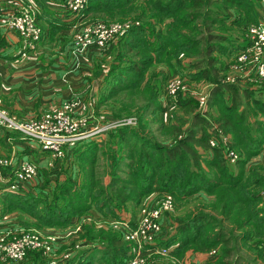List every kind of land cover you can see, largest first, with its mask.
<instances>
[{"label": "trees", "instance_id": "obj_1", "mask_svg": "<svg viewBox=\"0 0 264 264\" xmlns=\"http://www.w3.org/2000/svg\"><path fill=\"white\" fill-rule=\"evenodd\" d=\"M97 9H109L113 19L124 20L126 16L120 14L137 13L134 15L137 20L148 17L152 21L147 25L149 32L141 26H134L119 36L116 43L119 48L111 51V61H107L110 70L104 78L103 88L108 84H120L108 86V89L114 87L115 91L99 98V105L105 106L110 101L109 108L115 112L113 109L116 108L111 103L117 102L118 115L121 112L123 115L143 112L153 115L155 112L161 114L169 111L174 121L168 122L165 132H162L165 125L147 127L152 121L146 117L139 119L141 126H146L141 132L134 129V134L129 136L120 129L111 131V136L117 138V149L126 148L125 156L115 150L107 154L102 148L103 144L92 149L82 163L83 169H86L84 190L75 193L66 184L60 187L55 197L65 199L67 204L59 208L57 201L51 202L46 212L59 211V219L56 221V216L48 214L49 222L64 228L69 219L63 216L62 211H66L67 206L70 214L85 213L89 208L107 214L108 199H100L104 190L100 176L95 174H104L109 166L113 171L109 194L116 193L121 204H126L131 198L140 202L149 192L172 195L174 208L183 211L174 218L180 232H185L172 251L175 258H181L189 249L200 252L216 249L217 258L206 264H239L240 261L246 264L264 263V215H259L260 210L264 209L257 206L262 201L259 200L260 192L264 190V164L252 165L249 169L246 166L249 158L264 146V128L257 120H251L252 116H258L257 111L264 114V102L254 97L256 99L252 103L255 108L249 106V93L244 92L241 96L235 84L222 82L229 64H222L219 60L220 55L228 57L232 54L222 51L227 41L224 34L233 31L234 27L244 31L253 22L247 15L243 22H227L229 10H234L236 14H248L249 4L245 0H89L86 12ZM165 36H168V40ZM182 59L189 60L184 67L186 72L182 74L187 75L190 81L211 84L207 109L204 111L200 110L195 99L178 98L171 103L166 94L158 91V83L176 74L177 70L172 65ZM158 67L162 70H158ZM165 67L171 68L170 71H164ZM225 92L230 94L229 101L223 97ZM160 96L164 97L163 103L159 101ZM166 97L169 98L167 102ZM243 99L248 110L245 108L241 111ZM175 108L180 110L182 116L171 114L170 110ZM214 122L221 131L232 136L229 147L237 153L235 162L241 167L238 172L233 173L228 169L222 146L209 144L215 131L212 129ZM185 125L186 130L183 128ZM156 131L159 133L157 139L151 138L150 135ZM254 131L258 132L255 136ZM93 158L99 160L94 163L91 161ZM101 158L108 163H101ZM142 159L145 165L134 170L136 163ZM100 163L102 172L96 170ZM205 165L211 169L205 172ZM117 173L131 177L138 174L137 179L144 185L134 188L127 180V184L121 186ZM256 177L258 180L253 182ZM178 182L184 185V190L175 195L174 188ZM9 194L0 196L5 212L13 209L21 213L30 212L44 201L33 198L31 203H14ZM91 231L95 232L92 226H83L78 234L97 238L101 243L110 245L113 253L108 255V261L122 264L127 245L119 235L112 230L98 229L96 234H91ZM75 259L62 261L66 262L63 264H94L93 261L76 262Z\"/></svg>", "mask_w": 264, "mask_h": 264}, {"label": "crops", "instance_id": "obj_2", "mask_svg": "<svg viewBox=\"0 0 264 264\" xmlns=\"http://www.w3.org/2000/svg\"><path fill=\"white\" fill-rule=\"evenodd\" d=\"M33 1L35 7L39 10V26L41 28V37L37 44L29 46L17 32L0 27V110L13 115L19 121H26L37 118L44 112L59 107L66 100L75 99L79 101L80 105V108L76 112V117H85L88 122L86 127H89L91 118L93 121L91 124L95 123V126L98 125L96 124L98 120L102 121V124H107L100 114L104 106L99 105L98 100H93V96L99 94L103 80L108 75L110 67H108L107 61H111L109 55L112 47L116 45L117 39L107 43L103 50L91 47L83 53H76L71 42L74 32L78 30L80 23L77 20L78 18L68 11L64 0ZM239 1L242 2V0ZM245 2L249 4V13L236 14L234 10H229L227 22H243L246 15L253 22H250L244 31H241L240 27H234L233 31L224 34L227 41L224 43L222 51H229L232 54L228 57L224 55L222 59L219 56V60L222 64H229L222 82L228 85L235 84L241 96H243L244 92L249 93V106L254 107V103H252V100L256 99L254 97H258L259 100L264 102V81L253 75H248L246 68L235 69L232 59L238 51L249 45L250 37L248 30L252 24H257L261 17L264 16V0H245ZM15 8L14 2L0 0V10L2 13L10 12ZM61 37L64 39L61 40ZM185 60L189 61L188 59ZM163 69L167 71L166 68ZM192 82L198 83L197 85L202 87L199 90L196 88L198 94L208 98L211 84L205 81ZM223 97L227 101L230 100V94L227 92L223 94ZM180 98L198 100L197 97L190 93L188 96ZM159 101L163 103L164 97L160 96ZM241 104L240 110L242 111L246 108L244 106L246 105L245 99H243ZM201 109L203 111L207 109V100L204 106L201 105ZM246 109L248 110V108ZM256 115L258 116H252L251 120H257L261 124V127L264 128V114L257 111ZM212 125V129H215V131L211 138H219L222 135L226 136L231 142V134L221 131L215 122ZM183 128L186 130V125ZM12 133L13 131L5 130L0 125V155L8 157L13 162H16V160L30 161L36 168V175L28 180H16L11 176V167L0 169V196L1 194L10 193L9 198L14 203H22L23 201L24 203H31V199L33 198L40 202L44 200L39 204L37 203L39 207L46 204L47 197L45 196L49 195L47 193L48 190L54 187V189L57 188L56 190H58L57 186L60 188L66 184L75 193H80L81 190H84L86 169H83L82 163L85 156L90 155L89 153L96 146L101 147L103 144L101 138H96L94 137L95 135L90 136L80 140L73 147H69L68 150L65 148L68 152L71 151L69 153L66 152L64 158L63 155L61 157H54L49 151L34 149L31 147V144L30 146L27 145L28 143L21 138L19 132L18 138L17 136L11 137L9 134ZM256 134L258 132L254 131V136ZM223 153L227 159L224 148ZM98 160L93 158L91 161H95L94 163H96ZM101 161L104 164L108 163V161H104V158H101ZM257 163L264 164V146L249 158L246 166ZM11 183L17 185L16 190L10 191L7 189ZM39 194H42V198H39ZM156 196V192H149L146 199H148L150 204H153L157 200ZM65 202V199H59V208L64 207L67 204ZM1 205H3L2 202H0V229H19V226H21L19 224H22L21 219L25 218V213L18 212L17 209L5 212ZM258 207L264 209V206L261 207L260 204ZM69 210L70 208L67 206V210L62 211L63 216L69 219V226L78 225L80 228L76 231V235L64 236L65 233L59 235L61 237L59 246L69 245L68 243L72 246L73 244L71 249L60 250L59 255L70 253L71 258H76V262L81 260L85 262L93 261L94 264H111L108 261L109 259H107L108 255L113 253L110 245L101 243L97 238L81 237L80 233L78 234L83 226H92L95 232L91 231V234H96L98 229H103L104 231L112 230L125 242L127 248L123 251V256L125 255V257H123L122 264L133 256L135 247L123 239L118 228L124 222L134 225L136 217L123 214L124 216H121L120 221H117L109 217L105 212L94 208H89L85 213L74 212L70 214L68 213ZM165 214L167 212L161 218L162 232L156 244L145 247L142 250V254L147 257L148 261L150 259V264H206L217 258L218 253L216 249L213 250L214 253L212 254H209L210 251L200 252L189 249L185 251L181 258H175L172 255V251L178 246L179 241L168 238L165 242L164 227L166 226L163 219ZM80 215L82 223L80 222L81 218L78 220ZM259 215H264V211L260 210ZM113 225L116 226L114 227ZM248 229L249 231L251 230L250 227ZM64 230L59 229V232H63ZM159 248H167L169 253L166 255L161 254ZM32 253L21 263L0 261V264H43L37 258L41 254ZM160 255L169 256V258H164L162 261L156 260ZM67 260L69 259L65 261ZM63 263L66 262L62 261L61 264ZM239 264L246 263L240 261Z\"/></svg>", "mask_w": 264, "mask_h": 264}, {"label": "built area", "instance_id": "obj_3", "mask_svg": "<svg viewBox=\"0 0 264 264\" xmlns=\"http://www.w3.org/2000/svg\"><path fill=\"white\" fill-rule=\"evenodd\" d=\"M9 1L14 2L16 8L4 13L0 10V27L17 32L29 46L37 44L41 37V28L39 26V10L35 7L34 1ZM88 2L89 0H64L68 11L77 17L80 23L71 42L76 53H83L91 47L103 50L111 40L117 39L134 27L133 24L127 22L115 23L100 19L82 21L81 16L85 13ZM248 31L250 43L234 55V68H246L248 75H253L264 81V16L257 24H252ZM22 54L24 53L22 52ZM184 80L185 78L179 74L170 76L166 84L167 94L172 97L178 93H187L189 88ZM189 93L197 97L202 106L205 105L206 96L198 94L196 90ZM79 106L78 100H66L59 107L26 121H19L13 115L0 110V125L5 130L19 132L28 146L31 144L34 149L49 151L54 157H61L65 147H72L80 140L95 133L118 126V122L113 121L96 125L88 130L85 127L87 119L83 116L76 117ZM229 143L228 138L222 135L209 140L211 146H222L226 150L227 158L234 162L237 160V153L229 147ZM6 167H11V176L16 180H28L36 175V168L30 161L16 160L13 162L8 157L0 155V169ZM7 189L14 191L17 189V185L11 183ZM173 201L172 195L164 194L153 204L149 203L141 208L134 225L125 222L121 224L118 228L121 236L135 247L133 256L123 264H149L147 257L142 254V250L156 244L162 232L161 218L164 213L173 208ZM79 228L77 226L76 230ZM76 230H72L73 233ZM68 234L67 236L71 235V230H68ZM60 238L59 236V240ZM56 241L57 237L54 235L44 236L38 232L23 231V228L0 229V261L19 262L24 260L31 251H37L49 257L53 254V245ZM159 252L166 255L169 250L159 248ZM212 253H214L213 250L209 252V254ZM70 257V253H63L59 256V262L60 259L66 260Z\"/></svg>", "mask_w": 264, "mask_h": 264}, {"label": "rangeland", "instance_id": "obj_4", "mask_svg": "<svg viewBox=\"0 0 264 264\" xmlns=\"http://www.w3.org/2000/svg\"><path fill=\"white\" fill-rule=\"evenodd\" d=\"M149 9H150V7H148V10ZM110 14L111 13H110L109 9H103V10L97 9V10H93V11L89 10L88 12L85 11V13H83V15L81 16V18H82L81 20L85 21V20H88V19H100V20H104V21H107V22H115V23L127 22V23H130V24H133V26H141L144 29V31H147V32L150 31V29H149V27L147 25L150 24L152 21H150V19H147L148 17H146L145 19L137 20L135 18V16H134L137 13H135L133 15H131V14H127V15L120 14V16H126V18L124 20H118V19H113V17H111ZM147 14L150 17V12H148ZM118 38H117V40H118ZM63 39L64 38L61 37V40H63ZM165 39L168 40V36H165ZM116 47H117V44L112 47V52L114 51V49ZM117 48H119V47H117ZM158 50L161 51V48H159ZM111 53L109 55L110 58H111ZM153 56L154 57L156 56L155 53H154ZM220 58L221 59L224 58V55H220ZM232 60H233V63H234V58ZM187 62H188L187 60L182 59L181 61H179L177 63H173L174 65H172V67L177 70L176 74H179L180 76L185 78L184 82H186L188 84V88H189L187 93H183V94L182 93H178L177 95L172 96V97L169 96L167 94V86H166L167 79L160 81V83H158V85H157L158 86V91L160 93L166 94L170 98L169 101L171 103H173L172 101H174V99H178V98H180L182 96H188L190 91L197 90V89L199 90L200 88H202L201 86L197 85L198 83L196 84V83L190 81L191 79H189V77L187 75L182 74L183 72H186L184 67H185ZM231 63H232V61H231ZM165 68L167 69L168 72L171 69V68L169 69L168 67H165ZM159 69H160V67H158V70ZM160 70H162V69H160ZM115 71L120 72L119 69H115ZM146 77H147V74L145 75V79H146ZM145 79L143 81H145ZM123 81H125V80H123ZM103 82H104V80H103ZM117 84H120V83L119 82L113 83V85H109L108 84V86H118ZM108 86H106V88H103V85H102L101 86V91H99V94H97L96 96L95 95L93 96V98H94L93 100H98L99 98L105 97L108 94H111L113 91H115L114 87L108 89L107 88ZM180 95H182V96H180ZM168 97L165 98L166 102L169 99ZM197 102H198L199 107L201 108V101L197 100ZM109 103H110V101H108L105 104L104 109H101L102 112H100V114H101L102 118L104 120H106V123H110V122L116 121V122H118V126L106 128L105 130L100 131V132L95 133V134L92 135V136L95 135L94 137H96V138L98 137V138L102 139V143H103V147L102 148L106 151L107 154L112 152L113 150H115V151L119 152V154L121 153L123 156H125L124 154H125V151H126L125 150L126 148H123L122 150L121 149H117L118 148L117 147L118 146L117 145L118 144L117 143V138L111 136V131H116L117 129H120V130L125 131L129 136L131 134H134V132H135L134 129H138L141 132L142 128L146 129V126H141V124H140L141 121L139 119L146 117V119L152 121V122H150L147 125V127L149 126V128H158L159 125H165V126H162L163 127L162 132H165L166 129H167L166 126L168 125V122L174 121V119L170 117V114H168L169 111L165 112V113L163 112L164 114L162 112H161V114L160 113L158 114V113L155 112L153 115H146L145 112H143L141 114L133 113V114H129V115H123L124 113L121 112V115H118L117 114L118 113V110H117L118 109V105L116 104L117 102L115 104L111 103V106L116 108V109H113L115 112H112L110 110L109 105H108ZM212 109H213V111L215 110L214 107ZM170 112H171V114H174V116H177V117L178 116H182L180 114V110L178 108H175V110L171 109ZM104 113L107 114V115H105ZM108 113H110V115H108ZM110 116H111V118H110ZM159 116H160L161 119L159 118ZM91 122H93L92 118H91ZM91 122H89V124H90L89 127L85 126L88 130H90L91 128H93L95 126V123L91 124ZM101 122L102 121L98 120V123L96 122V124L101 125L102 124ZM87 124H88V122H87ZM160 128H161V126H160ZM9 135L11 137L17 136V138H18L19 133L18 132H13L12 134H9ZM150 136H152L151 138L154 137V139H157V137L159 136V133H158V131H156L155 133H153V135H150ZM109 146H111V148H109ZM65 148L67 150L69 149V147H65ZM66 149H65V151L63 150L64 154L66 152L69 153L71 151L70 150L68 152ZM64 154H63V156L65 158L66 155H64ZM235 161L233 162L232 160H229L228 158L226 159V162H228L227 167L233 173L238 172L241 169V167H239L238 163L236 164ZM100 162H102L101 159H100ZM136 164L137 165L134 167V170H136L138 168V166H140V165H142V166L145 165L143 159L141 160L140 163H136ZM252 165H261V164L257 163V164H252ZM252 165H250V166H252ZM98 166H100V167H97L96 170H99L100 172H102L101 171L102 170V164L100 163ZM250 166H247V168L249 169ZM106 169H107V171L105 172V174L102 173L103 174L102 175L101 173H96L95 175L96 176L99 175L101 180H102L101 188H103L104 193L101 195L100 199L101 198H102V200L104 198L108 199L107 207H106L107 215L109 217H112L114 220H117V221H120L121 216H124L123 214H129V215H132L134 218L135 217L137 218L139 216V214H140L141 208L144 205L149 204L148 199H146V197H144V198H142L140 200V202H137L135 199L131 198V200L127 201L126 204H121L119 202V199L116 197V193L109 194V189L108 188H109V185H110V182H111V177H112L113 171H112V167H109V166ZM209 169H211V168L205 165V172L208 171ZM245 173L247 174V171ZM137 175L131 177L130 175L127 176V175H124L123 173H117L116 176L119 177L118 181H119V184L121 186L124 183L127 184V180H130V182H131V184L133 185L134 188H138V187L142 188V186L144 184H143V182H142V184H140L139 179H137ZM197 180H199V179H197ZM257 180H258V177H256L253 182H256ZM196 183L197 182H195L194 184L196 185ZM204 184L206 185V183H204ZM183 186L184 185H182L181 182H178V186H176V188H174V194L176 195V194L183 193V190H184ZM57 187L59 189V186H57ZM192 187H194V186H192ZM54 188L48 190L47 193L49 195L45 196V197H47V200H46V204L44 206L36 207V208L32 209V211H30V212L29 211H26V212L23 211V213H25V218L21 219L22 220V222H21L22 224H19V225H21V226H19V228H23V231H31V232H35V233L38 232V233H41L44 236H46V235H49V236L54 235V236L57 237V241L54 242V245H53V254L52 255H50L49 257H46V256H44L42 254L37 256L38 261L40 263H43V264H45V262H46V264H59V256H61V255H59V251L62 250V249H66V250L67 249H71V247L73 246V244L71 246L70 243H68L69 245H61V246H59V235H63L66 231L67 232L64 234V236L69 235L68 234V230H71V235L70 236L76 235V232L73 233L72 230H76V227L78 226V225L77 226H75V225H70L69 226L70 223L66 222L64 224V226H63L64 228H62V227L59 228V226H56L55 224L49 222L51 220H49L50 215H48V214L56 216L55 217L56 221L59 219V217H58L59 216V213H58L59 211H55L53 213H47L46 212V209H48V206L51 204V202L54 203L55 201H57V203H59V198L55 197V196H57V194H56V191H57L56 189L57 188L56 189H54ZM96 188H98V187H96ZM126 191L129 192L128 190H126ZM129 193L131 194V192H129ZM138 193H139V191H138ZM39 196H40L39 198H42V194H39ZM162 196L163 195L157 193L156 198L159 199ZM259 200H262L259 203L260 206L261 207L264 206V190H262L260 192ZM124 212H126V213H124ZM181 212L183 213V211L181 209L180 210H176L174 208V206H173V208L170 211H168L167 214H165V216L163 218L164 219V224L166 226V227H164L165 238H166L165 242L168 240V238L169 239L173 238V240H176V241H181L183 239V237L185 235V232H180V230H179L180 226L177 224L176 219L174 218L176 215L181 214ZM80 218H81V215L78 217V220ZM80 222L82 223V218H81ZM71 228H73V229H71ZM59 229H65V230L63 232H59ZM76 231H78V230H76ZM190 232H192V231H190ZM31 252H37V251H31ZM37 253H39V252H37ZM28 255H30V252H29ZM71 257L68 258V259L69 260L72 259ZM164 258H169V256L160 255L159 257L156 258V260L162 261ZM24 260L19 261V262L21 263ZM52 261H54V262H52ZM19 262H17V263H19ZM148 262L150 264V259H149ZM153 262H155V261L153 260Z\"/></svg>", "mask_w": 264, "mask_h": 264}]
</instances>
